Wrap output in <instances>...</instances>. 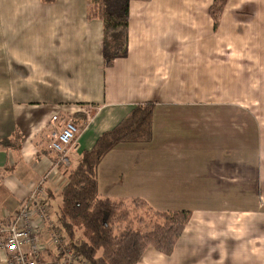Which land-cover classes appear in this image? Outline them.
Here are the masks:
<instances>
[{"label": "crops", "instance_id": "obj_1", "mask_svg": "<svg viewBox=\"0 0 264 264\" xmlns=\"http://www.w3.org/2000/svg\"><path fill=\"white\" fill-rule=\"evenodd\" d=\"M214 2L130 0L128 54L106 66L91 0H0V217L41 180L55 211L65 172L151 101V142L108 152L99 194L192 214L172 254L137 264H264V0H227L217 25ZM55 118L80 128L68 167L49 148Z\"/></svg>", "mask_w": 264, "mask_h": 264}, {"label": "trees", "instance_id": "obj_2", "mask_svg": "<svg viewBox=\"0 0 264 264\" xmlns=\"http://www.w3.org/2000/svg\"><path fill=\"white\" fill-rule=\"evenodd\" d=\"M129 1L91 0L89 18L104 23L106 66L128 54ZM226 1L215 0L211 6L216 25ZM155 106L151 101L135 105L114 128L99 136L69 171L59 193L55 220L92 264H137L149 247L170 255L191 218L189 210H159L139 197L114 199L99 194L97 172L102 159L122 143L151 142Z\"/></svg>", "mask_w": 264, "mask_h": 264}, {"label": "built area", "instance_id": "obj_3", "mask_svg": "<svg viewBox=\"0 0 264 264\" xmlns=\"http://www.w3.org/2000/svg\"><path fill=\"white\" fill-rule=\"evenodd\" d=\"M56 120L49 148L58 154V163L67 166V153L77 149L80 128L73 120ZM0 264H92L57 224L43 181L31 189L14 217H0Z\"/></svg>", "mask_w": 264, "mask_h": 264}, {"label": "rangeland", "instance_id": "obj_4", "mask_svg": "<svg viewBox=\"0 0 264 264\" xmlns=\"http://www.w3.org/2000/svg\"><path fill=\"white\" fill-rule=\"evenodd\" d=\"M242 125H245V124H242ZM241 133H242V139H243V140H247V138H250L251 141H254V140L257 141V140H258L259 129H258L257 127H255V128H253V127H252V128L247 127L246 130L244 131V129L241 128ZM244 133H245L246 135H248V137H243ZM251 143H252V142H251ZM240 147L242 148V150L245 148V146H243V144H241ZM249 158H250V159H248V161L253 162V161L255 160V158H253V154H252V153L249 155ZM62 166H64V165H62ZM65 167H68V165L65 166ZM65 173H66V177L68 178L69 172H65ZM41 181H42V180H41ZM194 195H198V194H197V193H194ZM198 196H199V195H198ZM198 198H199V197H198ZM198 198H196V197L194 198V197H193V199H192V202H193L192 205H193V206L196 205L197 203L199 204V203L201 202V199H198ZM59 200H60V197L58 198V201L56 202V205L53 204L55 210L58 209V205H57V203L59 202ZM202 201H203V203L206 202L205 199H204V200L202 199ZM54 215H55V213H54Z\"/></svg>", "mask_w": 264, "mask_h": 264}]
</instances>
